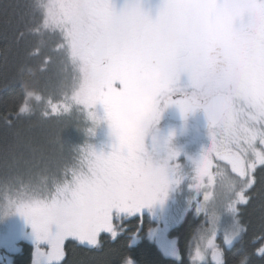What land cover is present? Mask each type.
Wrapping results in <instances>:
<instances>
[{
    "label": "snow or ice",
    "instance_id": "6c2138e0",
    "mask_svg": "<svg viewBox=\"0 0 264 264\" xmlns=\"http://www.w3.org/2000/svg\"><path fill=\"white\" fill-rule=\"evenodd\" d=\"M44 7L46 16L39 26L20 31L16 39H24L26 31L29 35L59 33L62 42L57 50L67 48L78 75L70 96L54 100L51 95H35V101L44 104L41 115L58 117L72 104L84 110L100 104L119 143L107 155L82 148L79 164L65 167L59 178L53 175L50 185L44 177L43 190L17 178L20 191L15 197L6 195L5 201L31 223L37 242L46 245L34 251V261L61 264L67 239L95 248L101 243V232L116 238L113 209L131 215L164 193L169 162L177 154L169 150L164 161L153 163L149 154L138 157L125 151L126 138L119 133L125 104L143 87L135 77L136 69L147 63L163 72L157 86L160 104H175L182 115L203 109L210 144L194 161V186L206 189L203 207L213 195L207 190L215 184L210 171L213 160L230 167L236 179H231L226 209L235 215L236 226L224 244L242 241L247 226L241 223L240 205L249 204L258 194L264 196V180L257 177L258 168L264 169V44L233 28L217 0H165L155 20L136 5L117 14L109 0H62L59 10L49 0ZM40 51L37 46L30 54ZM49 60L45 57L44 63ZM181 74L188 78L190 93L183 94L178 87ZM177 92L181 98L174 99ZM31 97L26 93L16 111L5 112L4 120L11 124L9 116L30 113ZM162 110H157L154 121ZM87 112L91 121L99 122L93 111ZM176 167L171 165L172 170ZM207 248L216 264H225L214 230L207 235ZM253 255L264 259V246L242 256L237 264H250ZM196 256L203 259L199 249Z\"/></svg>",
    "mask_w": 264,
    "mask_h": 264
},
{
    "label": "trees",
    "instance_id": "16d2710c",
    "mask_svg": "<svg viewBox=\"0 0 264 264\" xmlns=\"http://www.w3.org/2000/svg\"><path fill=\"white\" fill-rule=\"evenodd\" d=\"M59 1L50 0L54 10H59ZM118 1L109 0L117 14L121 12ZM47 2L49 0H0V191L10 189L16 176L27 177L39 173L43 176L42 181L44 177H48L46 183L50 185L53 175L59 178L65 167L78 164V148L88 143L89 139L90 123L75 104H72L67 113L45 118L41 115L44 104L34 99L38 94L45 98L51 95L54 100H61L64 95L70 96L78 75L67 56V48L57 50V45L62 42L59 33L29 35L26 31L24 39H16L20 31L39 26L46 16L44 5ZM119 2L122 3L123 0ZM239 25L240 21H234V28ZM37 46L41 49L40 54H30ZM45 57H50L46 64ZM178 87L183 94L192 91L186 74L180 75ZM29 92L32 93L29 100L32 111L19 118L9 116L12 123H7L4 120L5 112L16 111ZM105 125L106 131L110 133L106 120ZM154 131L163 137L166 144H210L208 132L203 130L198 115L184 124L171 123L161 111ZM176 139L183 141L177 142ZM108 144L109 147H104L107 154L114 147L113 142ZM146 144H152L150 138H146ZM180 157L177 164L185 161V156ZM194 173L195 169L186 177L194 179ZM227 176L236 179L228 174ZM257 177L258 180H264V169L258 168ZM172 207L170 205L168 210ZM240 207L243 209L241 223L247 226V231L244 232L242 241L236 239L228 247H221L225 264H237L242 256L264 246V196L258 194L249 204ZM145 208L143 206L131 215L117 213L113 209L112 218L118 227V235L113 239L108 233L101 232V243L95 248L67 239L64 245L66 256L61 264H125L127 260L134 264H215L212 261L193 263L190 258L191 245L201 224V216L189 211L171 229L178 254L174 257L165 254L148 237L149 229L157 223L149 217L151 213ZM35 250L34 241H17L6 255L2 253L1 257L8 260H0V263L45 264L44 261H34ZM250 264H264V259L253 255L250 257Z\"/></svg>",
    "mask_w": 264,
    "mask_h": 264
},
{
    "label": "rangeland",
    "instance_id": "374dc122",
    "mask_svg": "<svg viewBox=\"0 0 264 264\" xmlns=\"http://www.w3.org/2000/svg\"><path fill=\"white\" fill-rule=\"evenodd\" d=\"M119 1L118 3L121 11L125 10L128 6L136 5L139 10L151 20H155L157 18L165 3V0H123L122 3ZM61 2L62 0L59 1L58 7H60ZM217 2L220 3L222 0H217ZM77 107L84 112L85 118L90 123L89 129H92L91 132L88 130V143L85 145L83 144L78 148L79 156L77 158L79 164L81 158L80 150L82 148L87 149L88 147H91L97 155H107L104 147H109L108 143H114V141L110 133L106 131L107 127L105 125L104 109L102 105L96 104L92 109H89L95 113L99 121L98 123H94L89 119L87 112L89 110H84L82 106ZM161 108L163 109V104ZM162 113L165 118L163 110ZM195 140L197 141L198 139ZM176 141L179 142L183 140L176 139ZM146 147L153 163L164 161L168 156L169 150L177 154L175 160L169 162L170 167L168 173H171L172 175L168 174L169 182L164 193L158 196L152 203L146 205L145 209L151 213V216L149 217L156 220L157 223L149 229L148 237L156 242L165 254L177 257L176 241L171 235V229L179 224L189 211H192L195 215L201 216L202 221L191 245L190 258L193 263H209L211 261L212 254L211 250L207 248V235L211 234L214 230L215 243L219 245L220 248L228 247L229 245L224 244V238L230 235L236 226L235 215L226 209L230 192L228 189L222 188L218 182V174L223 173V170L219 168V172L213 174L215 177V184L212 188L207 189L213 195L209 202L201 207L203 204V194L206 189L202 187L198 190L194 186L195 180L193 178L186 177V175H188L191 171H194V161L199 158L197 156H200L205 150H207L205 144H166V148L156 147L153 144H146ZM182 155L185 156V161L177 164L178 158H181L180 156ZM172 164H177L175 170H172ZM183 173H185V175H183ZM224 175L227 176V174ZM42 177L43 176L40 173L38 175H29L27 177L16 176L14 181H12L13 186L10 189H2L0 191L1 262L8 260L7 258L3 259L1 257L2 253L6 255V253H8L12 248V245H14L17 241L29 239L34 241L36 249L38 247H46L45 244L37 242L31 223L24 216H22L15 207L9 206L5 201L6 195L9 197H15L20 191V184L17 178L22 179L27 185L39 186V188L43 190L45 181L41 180ZM204 184H207L206 178L204 180ZM170 205H173V207L169 211L168 208H170ZM142 211L144 210L142 209ZM235 240L236 239H233V242ZM197 249L200 250L203 259L196 256ZM42 261L43 259H40L36 262L39 263ZM132 264L134 263L132 262Z\"/></svg>",
    "mask_w": 264,
    "mask_h": 264
},
{
    "label": "clouds",
    "instance_id": "9594fccd",
    "mask_svg": "<svg viewBox=\"0 0 264 264\" xmlns=\"http://www.w3.org/2000/svg\"><path fill=\"white\" fill-rule=\"evenodd\" d=\"M220 4L222 16L232 26L234 21H240L236 29H242L254 43L264 44V0H235L234 4H227L222 0ZM162 76L163 72L158 65H140L136 69L135 77L143 87L129 98L123 109L119 133L126 138L124 149L138 157L148 154L146 138H150L154 146L166 148V141L154 131L157 121L153 119L160 108L157 86ZM110 135L114 144H118V133L110 128ZM218 182L226 189L232 183L230 178L221 173L218 174Z\"/></svg>",
    "mask_w": 264,
    "mask_h": 264
},
{
    "label": "water",
    "instance_id": "95a60500",
    "mask_svg": "<svg viewBox=\"0 0 264 264\" xmlns=\"http://www.w3.org/2000/svg\"><path fill=\"white\" fill-rule=\"evenodd\" d=\"M181 95L182 94H177L173 98L174 99L181 98ZM196 111H201L204 114V111L202 108H197L191 112H188V113H185L182 115L181 112L179 111V109L175 106V104L168 105L167 107L163 106V112H164L166 119H168L170 121H175V122H184V121L190 120L194 116ZM204 116H205V114H204ZM205 119H206V117H205ZM216 161L222 162L219 160H216ZM222 163H224V162H222ZM229 169H230V167H229ZM230 172H231V170H230ZM211 261L216 264V262L213 261L212 256H211Z\"/></svg>",
    "mask_w": 264,
    "mask_h": 264
},
{
    "label": "flooded vegetation",
    "instance_id": "af4514ba",
    "mask_svg": "<svg viewBox=\"0 0 264 264\" xmlns=\"http://www.w3.org/2000/svg\"><path fill=\"white\" fill-rule=\"evenodd\" d=\"M177 95V94H175ZM199 116L200 120H201V124L203 126V130L205 132H209L208 128H207V121L205 119V116L204 114L201 112V111H196L194 116L188 120V121H184V122H175V121H170L168 119H166L167 121L171 122V123H181V124H184V123H187V122H190L191 120H193L196 116ZM166 118V117H165ZM207 148L209 147V144L206 145ZM219 168H221L223 170V172H225L226 174H228L229 176H231L232 178H236L233 174H231L230 172V169H229V166H227L226 164L222 163V162H218L216 161V159L213 160V167L212 169H210V171L214 174V173H218L219 172ZM169 174V173H168ZM183 175H185V173H183ZM195 175V173H194Z\"/></svg>",
    "mask_w": 264,
    "mask_h": 264
}]
</instances>
